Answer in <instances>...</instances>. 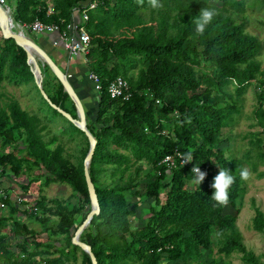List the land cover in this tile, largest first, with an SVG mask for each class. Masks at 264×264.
Returning <instances> with one entry per match:
<instances>
[{
  "label": "trees",
  "instance_id": "1",
  "mask_svg": "<svg viewBox=\"0 0 264 264\" xmlns=\"http://www.w3.org/2000/svg\"><path fill=\"white\" fill-rule=\"evenodd\" d=\"M88 1L14 0L12 16L16 21L39 18L61 24L62 19L71 18L73 7ZM210 1L159 0L163 7L153 8L149 0L143 4L97 0L89 9L85 27L91 41L86 63L98 74L101 87L95 89L86 75L77 85L81 95L90 98L89 105L95 106L89 119L92 126L88 122L87 126L96 138L89 173L99 212L79 237L91 245L98 264H172L169 260L173 259L183 264H231L215 257L199 259L201 247L210 254L214 245L224 253L241 251V258L250 264H264L243 242L235 214L225 212L211 199L214 177L221 168L236 177L228 204L235 206L242 192L236 161L231 157L229 162L220 143L223 128L238 118L252 80L258 101L253 115L264 132V69L257 58L263 43L245 29L246 20L238 18L247 6L264 8V0ZM49 4L51 12H47ZM206 6L214 7L217 15L200 35L195 32L194 20ZM26 57L21 45L0 32V85L4 81L15 85L32 82L41 94ZM52 75V93H47L51 101L69 110L64 105L69 99L75 108L62 83ZM118 76L129 86L127 98L109 94L108 85ZM92 88L98 93L96 98L90 96ZM3 95L0 91V97ZM73 125L83 136L76 161L64 153L62 143L50 145L56 135L43 138L46 121L22 108L17 98L9 97L0 105V174L8 169L18 174L25 162L39 170L36 178L28 177L22 187L43 177L44 182L69 184L82 197L70 208L68 201L52 198L53 207L40 197L28 209L6 193L2 198L6 206L0 209V264H32L42 259L44 264H65L75 260L78 251L80 264H91L88 253L71 240L75 214L86 207L83 220L90 208L83 172L89 141L84 131ZM255 141L264 147L259 135ZM7 146L12 149L6 151ZM188 152L192 160L184 163ZM165 155H170L173 163L163 160ZM255 156L251 158V150L243 153L253 168L256 160L264 157V150L258 148ZM138 162L150 166L142 191ZM195 165L206 176L200 185L189 186ZM141 196L152 197L153 202L142 225L133 229L131 217L138 214ZM254 209L253 227L262 230L264 212L259 206ZM33 217L38 226L30 224ZM8 226L16 240L8 236ZM125 232L130 233V239L122 235ZM41 233L48 239L35 240Z\"/></svg>",
  "mask_w": 264,
  "mask_h": 264
},
{
  "label": "rangeland",
  "instance_id": "2",
  "mask_svg": "<svg viewBox=\"0 0 264 264\" xmlns=\"http://www.w3.org/2000/svg\"><path fill=\"white\" fill-rule=\"evenodd\" d=\"M210 2L214 4L221 3L220 0H211ZM6 3L12 8L15 4L14 0H6ZM238 18L245 19V29L252 34L257 35L262 40L263 49L257 58L260 60V68L264 69V8H258L257 6H247L243 14L238 13ZM30 35L40 42L48 50V53L52 57H56V47L54 48L45 44V42L48 40L45 39L44 36L42 37L41 34L36 33H30ZM58 50L59 55L64 56V54H62L63 51L60 49ZM84 58V54L79 53L77 56L72 57L69 62V69L72 70L73 74L76 73L80 75V79L84 77L86 72L89 70ZM68 61L69 59L65 55L63 58L61 57V59L58 60L57 64L64 70ZM42 75V86L44 85V90L51 94V85L54 78L52 75V70L49 66L42 69ZM253 83L254 80H252V84H250L247 87V90L244 92V101L241 104V112L238 118L230 126L224 127L222 130L223 138L220 145L225 150L229 162L231 161V157H233L239 170L247 168L250 172L249 179L246 181H241L242 192L237 199L236 205L233 206L227 204L226 206H223V210L225 212H231L235 214V221L242 233L243 242L245 243L246 247L258 255L259 260L264 263V227L262 230L255 229L253 227L255 206H259L264 212V174L259 173L260 171H264V157L261 159L258 158L256 160V168H253L252 163L243 157V153L245 151L251 150V158L253 157L252 159H256V150L258 148L264 150V147H258L255 141L256 135H259L263 144L264 132H262L261 127L255 123L256 119L253 115L254 109L258 102L255 98ZM0 91L5 93V95L0 97V105H4L5 101H7L9 97L17 98L22 108L26 109L30 113H37L44 122L46 121V126L41 131L43 138L48 140L53 135H56V139L50 145L54 146L58 142L62 143L64 146V153L68 154L71 160H77V156L80 155V142L82 141L83 137L81 135L82 133L78 132L73 127V124L75 123L71 118L59 111H55L52 107H50L49 103L46 102L42 94L37 91V88H35L32 82L15 85L4 81L3 84L0 85ZM91 91L93 94H90V96L96 98L98 94L97 91L93 88ZM88 100H90L89 97L86 95L82 96V101L84 104H86ZM64 105L69 110H71L72 113H76V109L73 107L72 102H70L69 99L66 100ZM85 108L88 120L87 122L89 125H91L89 119L91 118L90 115L92 114V109H94L95 106L93 107V105L86 104ZM258 131H260L259 134L257 133ZM0 149H3L1 145ZM10 149H12V146H7L5 148L6 151ZM22 154L23 156H26L25 151H23ZM137 165L140 167V191H142L144 189L143 181L146 179L145 173L150 170V166L148 164H144L143 162H138ZM133 166H135V164H133ZM38 170L39 169L35 166L30 167L28 163L23 162L22 170L18 174H15L9 169L6 171V173L4 172L3 174H0V187L6 189L15 196L26 194L25 197H30L27 201L22 202V207H26L27 204H29L30 207V204L40 197L43 198L47 205L52 206L54 205L51 201L52 198H59L68 201L66 204L69 208L71 207L72 203L81 201V195L76 191H73L69 184L56 181L44 182L43 177L29 182L28 187L26 188L22 187V183L28 182V177L33 176L36 178V173H38ZM192 185L193 183L190 182L189 186ZM161 194H163V191H161ZM126 195L129 199H131L132 195H130L128 192H126ZM133 198H135V196H133ZM139 199V206L137 209L138 214L131 217V227L133 229L142 225L143 221L150 213L149 203L153 202L152 197L144 198L141 196ZM86 209L87 208L85 207L82 212L75 214L76 227L79 225V223H81L82 215L85 213ZM20 215H23L22 218L29 220L28 216L25 218V214L21 213ZM50 217L52 219L56 218L55 215H50ZM30 224L33 226H38V221L35 217L31 219ZM9 228L10 226H8L6 229V231L9 232L8 236L11 237L12 240H16L15 237H12V230L10 229L9 231ZM213 234L214 233L212 231V235ZM122 235H124L127 239H130V233L125 232L122 233ZM57 236L58 235H56V237ZM54 237L55 235L52 237V241ZM46 238L48 239L47 234L41 233V235L39 234L35 240L40 239L43 241ZM201 250L202 253L199 256L201 261H209L212 257H215L222 259L223 261H229L231 264H250L241 258V251L239 250H234L230 253H224L218 251L216 245L212 247L210 254L207 253L208 249L201 247ZM165 259L166 257H163L162 263H165ZM80 261L81 252L78 251L77 258L75 260H68L65 264H80ZM169 262L172 264H183V261L180 259L169 260Z\"/></svg>",
  "mask_w": 264,
  "mask_h": 264
},
{
  "label": "water",
  "instance_id": "3",
  "mask_svg": "<svg viewBox=\"0 0 264 264\" xmlns=\"http://www.w3.org/2000/svg\"><path fill=\"white\" fill-rule=\"evenodd\" d=\"M11 20L12 17L8 14L7 9L2 4H0V32L2 36L13 38L17 44L21 45L25 49L27 55V63L30 66L34 81L43 97L50 103L52 107L56 108L59 112L71 118L73 122L84 131L88 138L89 146L83 159V172L87 185L88 195L90 198V208L81 223H79V225H77V227L74 229L71 240L73 243L79 245L84 251L88 253L91 264H98L96 255L94 254L91 245L79 237L81 231L89 223L93 214L99 212L97 193L89 173V162L94 151L96 138L87 126L85 111L86 104H84V102L82 101V95L79 92V86L77 85V83H80L79 81H82L83 77L81 79H77L73 75H68L66 70H63L57 64L54 58L48 53V51L44 47H42L31 35L25 34L19 30L12 29ZM35 54L40 58L39 61L35 57ZM32 61L33 63H31ZM44 63H46L50 67L57 79L62 83L63 89L68 93L69 97L73 101L76 109L75 117H73L69 111L65 110L60 105L52 102L47 92L44 90L42 86L43 75L41 67Z\"/></svg>",
  "mask_w": 264,
  "mask_h": 264
},
{
  "label": "built area",
  "instance_id": "4",
  "mask_svg": "<svg viewBox=\"0 0 264 264\" xmlns=\"http://www.w3.org/2000/svg\"><path fill=\"white\" fill-rule=\"evenodd\" d=\"M96 2L97 0H90L86 2V4L73 7L71 18L69 20L62 19V23L60 24L57 22H45L39 18H35L31 21H16L13 19L12 9L6 3V0H0V4L7 9L8 14L12 17V29L19 30L29 35L30 33H36L47 37L50 45L62 50L68 57L69 61L72 57L77 56L79 53H83L85 61L87 60L86 53L89 51L91 38L87 28L85 27V22L88 19L89 9L93 8L96 5ZM51 11H53V7L49 4L47 12ZM66 72L68 75H73L71 71L66 70ZM86 77L91 80L95 89H100L101 84L98 74L92 70H88L86 72ZM128 89L129 86L126 80L119 76L112 80L108 85V91L111 97L121 96L122 98H127L130 95ZM163 160L173 163L170 155H165ZM6 193L10 192L0 187V209L6 206L2 199L5 197ZM12 195L18 203L28 200V198L23 194L16 196L14 194ZM25 208H33L32 203L30 204V207L29 204H27ZM20 256L22 255L20 254ZM44 262L45 260L42 259L35 261L32 264H44Z\"/></svg>",
  "mask_w": 264,
  "mask_h": 264
},
{
  "label": "clouds",
  "instance_id": "5",
  "mask_svg": "<svg viewBox=\"0 0 264 264\" xmlns=\"http://www.w3.org/2000/svg\"><path fill=\"white\" fill-rule=\"evenodd\" d=\"M139 4H143L144 0H137ZM149 4L153 8H161L163 5L159 0H149ZM217 15V11L214 7L206 6L202 8L197 18L194 20L195 32L197 34H204L208 25H210ZM192 160L191 152L184 154L183 162L187 163ZM192 180L191 183L200 185V183L205 179L206 173L201 171L200 167L195 165L192 170ZM250 177V172L247 168L239 170V178L241 180H248ZM236 177L232 175L231 171L226 168H221L217 175L214 177V182L212 187L214 188V193L211 199L219 206H226L230 198V189L235 182Z\"/></svg>",
  "mask_w": 264,
  "mask_h": 264
},
{
  "label": "crops",
  "instance_id": "6",
  "mask_svg": "<svg viewBox=\"0 0 264 264\" xmlns=\"http://www.w3.org/2000/svg\"><path fill=\"white\" fill-rule=\"evenodd\" d=\"M45 39L48 40V41L46 42V44L49 45V46H51L50 43H49V39H48L47 37H45ZM52 47H54V46H52ZM54 48H55V47H54ZM57 50H58V49L55 48L56 57H53L54 60H55L56 62H58V60L61 59V57L63 58V57L65 56L64 53H62V54H64V56L59 55V50H58V51H57ZM47 51H48V50H47ZM69 62H70V61L67 62V66H66V68H65L64 70H68V71H71V72H72V70L69 69ZM72 73H73V72H72ZM73 76H75L77 79H80V75H78V74H76V73H74ZM88 101H89V100H88ZM88 101L86 102V104L88 103ZM25 218H27V217H25Z\"/></svg>",
  "mask_w": 264,
  "mask_h": 264
},
{
  "label": "bare ground",
  "instance_id": "7",
  "mask_svg": "<svg viewBox=\"0 0 264 264\" xmlns=\"http://www.w3.org/2000/svg\"><path fill=\"white\" fill-rule=\"evenodd\" d=\"M35 57L38 59V61L40 60V58L36 54H35ZM31 63H33V61Z\"/></svg>",
  "mask_w": 264,
  "mask_h": 264
},
{
  "label": "flooded vegetation",
  "instance_id": "8",
  "mask_svg": "<svg viewBox=\"0 0 264 264\" xmlns=\"http://www.w3.org/2000/svg\"><path fill=\"white\" fill-rule=\"evenodd\" d=\"M87 89H88V88H87ZM86 91H87V90H86ZM86 91H85V92H86ZM85 92H84V93H85ZM88 104H89V103H87V105H88ZM86 119H87V116H86Z\"/></svg>",
  "mask_w": 264,
  "mask_h": 264
}]
</instances>
